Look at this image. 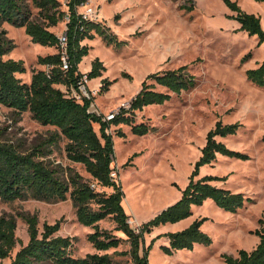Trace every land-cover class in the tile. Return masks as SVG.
<instances>
[{"label":"rangeland","instance_id":"1","mask_svg":"<svg viewBox=\"0 0 264 264\" xmlns=\"http://www.w3.org/2000/svg\"><path fill=\"white\" fill-rule=\"evenodd\" d=\"M59 1L62 9L67 10L68 0ZM233 1H238L245 12L259 16L264 29V3ZM27 4L32 8V19H36L39 10L32 0H27ZM192 5L194 8L190 10ZM89 7L98 12L97 20L125 42L109 46L101 36L84 42L91 51L81 68L89 67L97 58L106 68L102 77L88 84L95 92L93 103L103 114L132 101L149 74L187 65L197 78L193 89L173 95L164 105H152L136 113L135 123L149 126L147 135L134 134L127 125L111 126L108 130L114 136V167L116 179L123 186V206L134 229L180 199L201 157L207 135L218 121L242 125L237 134L221 140L247 158L220 155L213 165L200 169L199 177L214 176L217 178L214 185L243 193L250 200L237 213L222 210L212 199L195 206L189 218L175 223L172 228L174 232L182 231L197 219L206 218L202 229L211 236L212 244L196 245L193 250L168 255L163 247L169 246V240L161 236L149 253V263L226 264L223 254L237 257L242 249L253 250L260 242L256 230L264 217V87L249 81L246 71L264 61V42L259 44L257 36H250L241 29L237 11L224 0H88L79 7V12ZM2 30L15 45L5 58L24 60L26 64L27 72L19 74L24 81L39 69V56L58 51L40 49L44 47L31 41L25 27L4 23ZM50 30L61 35L66 31V22ZM103 79L113 84L101 93ZM157 90L164 89L157 86ZM95 128L99 134V125ZM55 130L34 120L29 112L19 115L0 104V138L4 142L29 150L47 142ZM117 130L126 135L117 136ZM66 146L65 138L48 145L52 153L47 159L61 166L67 175V169L73 168L93 182L84 165L68 158ZM99 190L104 189L99 187ZM112 191L106 189L107 193ZM26 215L38 217L41 233L44 224L60 221L61 229L56 235L74 238V256L85 257L97 252L88 240L94 229L78 222L70 197L65 202H44L30 197L0 201V216L16 218V235L21 241L12 257L0 259V264H11L22 245L29 243L28 225L23 219ZM115 227L111 218L100 222L101 229L114 231ZM164 231L155 228L151 234H146L145 245L149 246L153 239L165 234ZM114 234L124 240L109 253L116 264H131L130 255L114 254L130 250L127 236L118 231Z\"/></svg>","mask_w":264,"mask_h":264},{"label":"trees","instance_id":"2","mask_svg":"<svg viewBox=\"0 0 264 264\" xmlns=\"http://www.w3.org/2000/svg\"><path fill=\"white\" fill-rule=\"evenodd\" d=\"M88 0H68L67 10L62 9L59 0H32L38 14L32 19L33 11L27 0H0V104L13 109L17 114L29 112L32 118L44 126L55 127L56 130L43 145L29 150L7 143L0 138V201L13 202L34 198L44 202H65L70 199L76 208L78 222L94 229L88 240L97 250L85 257L74 256V238L56 235L61 229V222L44 224V231L39 230L36 215L24 216L28 225L29 243L22 245L12 258L11 264H116L109 253L116 249L124 240L114 234L122 232L131 244L129 251L114 252L117 255H130L131 264H150L149 253L156 240L167 237L169 246L163 250L172 255L179 250H193L196 245L210 246L211 236L202 226L206 218L197 219L182 231L168 232L153 239L149 246L145 245V235L151 234L155 228L167 224H175L189 218L195 206H202L208 199L224 211L237 213L250 199L243 193L233 192L224 187L214 185V176L199 177L200 169L213 165L218 157L246 159L247 156L230 149L221 139L237 134L242 126L240 123L223 124L218 121L209 131L206 144L201 150V157L189 178V183L182 190L180 199L162 210L138 230L129 223L130 216L124 206V191L121 182L112 177L115 156L114 136L108 133L111 126L127 125L132 127L134 134L144 136L150 132L146 124H136L138 111L152 105H164L173 95L193 89L197 78L190 73L188 66L174 70L159 71L149 74L142 83L141 90L131 101L128 110H122L112 121L103 120L90 112L94 98L77 100L70 95L71 88H78L84 73L80 65L89 56L91 47L85 41L96 36L103 37L110 46L123 45L117 35L99 20H85L79 13V7ZM264 3V0H256ZM233 10L237 11V19L241 29L250 36H257L259 44L264 42V29L261 18L245 12L238 1L224 0ZM192 5L189 9H193ZM68 18V19H67ZM62 21L66 22L67 56L69 69L63 70L62 51L59 35L50 30ZM4 23L17 27H25L31 41L42 47L55 48L56 53L39 56L38 63L45 70H35L30 82L18 77L25 74L27 67L24 60L6 59L15 45L6 37L2 30ZM250 54L245 57L248 59ZM105 66L97 58L91 70L86 73L89 80L102 77ZM249 81L264 87V61L258 67L246 71ZM100 92H105L113 84L103 79ZM157 86L164 90H157ZM99 125V134L95 128ZM117 136L126 134L117 130ZM61 138L67 140L68 158L85 166L92 176L93 182L86 180L73 168H68V175L59 165H54L47 157L52 153L48 145H55ZM66 174V175H65ZM92 184L97 187L92 188ZM99 187L104 190H99ZM106 189H112L107 193ZM111 218L116 227L114 231L100 228V222ZM256 230L260 238L259 244L251 251L242 249L237 257L223 254L226 264H264V217L259 221ZM17 220L13 216H0V259L12 257V253L20 239L16 235Z\"/></svg>","mask_w":264,"mask_h":264},{"label":"built area","instance_id":"3","mask_svg":"<svg viewBox=\"0 0 264 264\" xmlns=\"http://www.w3.org/2000/svg\"><path fill=\"white\" fill-rule=\"evenodd\" d=\"M82 17L85 20H97L98 19V12L92 8L89 7L83 12H79ZM68 19V18H67ZM60 39V46H61V51H62V59H63V70H68L69 69V64H68V56H67V36L66 33H62L59 35ZM90 80L87 76V74H84L82 80L79 83L78 88H71L70 90V95L75 97L77 100L82 101L83 99H91L93 98L92 95L95 94L94 90H90L88 88ZM131 107V101L130 102H123L121 103L118 107L114 108L107 114H103L100 109H98L94 103H92L90 107V112L95 113L98 116L103 115V120L105 121H112L118 116L122 110H128ZM112 177L117 178V172L116 170H113L112 172ZM97 187L96 184H92V188ZM129 223H131V220H129ZM139 229V228H138ZM136 229V230H138Z\"/></svg>","mask_w":264,"mask_h":264},{"label":"crops","instance_id":"4","mask_svg":"<svg viewBox=\"0 0 264 264\" xmlns=\"http://www.w3.org/2000/svg\"><path fill=\"white\" fill-rule=\"evenodd\" d=\"M45 48V49H44ZM44 48H40V49H43V51H52V49H54V48H49V47H44ZM51 53H56V51L55 52H49L48 54H51ZM47 55V54H46ZM45 56V55H44ZM87 58V57H86ZM85 58V59H86ZM84 59V60H85ZM82 64V63H81ZM92 68V64L89 66V67H86V68H81V65H80V71L82 72V73H88L89 71H90V69ZM46 69V67L45 66H42V65H40V67H39V69L38 70H45ZM33 75V74H32ZM32 75L29 77V79L28 80H25L26 82H30L31 81V78H32ZM18 77H19V74H18ZM95 80H97V79H93V80H91V81H95ZM164 209H166V208H164ZM163 209V210H164ZM162 211V210H161ZM161 211H159L158 213H160ZM157 213V214H158ZM156 214V215H157ZM155 215V216H156ZM174 224H167V225H165V226H162V227H160L159 229L161 230V231H164L163 229H165V231H164V233H167V232H174V230H173V228H172V226H173ZM177 225H179V224H177Z\"/></svg>","mask_w":264,"mask_h":264}]
</instances>
